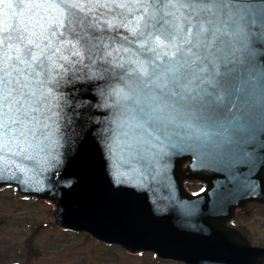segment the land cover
Here are the masks:
<instances>
[{"label": "snow or ice", "instance_id": "snow-or-ice-1", "mask_svg": "<svg viewBox=\"0 0 264 264\" xmlns=\"http://www.w3.org/2000/svg\"><path fill=\"white\" fill-rule=\"evenodd\" d=\"M242 35L264 40V0H0V178L55 161L81 89L119 98L120 164L222 147L251 103Z\"/></svg>", "mask_w": 264, "mask_h": 264}, {"label": "water", "instance_id": "water-1", "mask_svg": "<svg viewBox=\"0 0 264 264\" xmlns=\"http://www.w3.org/2000/svg\"><path fill=\"white\" fill-rule=\"evenodd\" d=\"M237 47L251 103L243 119L224 121L222 147L175 141L158 155L120 164L114 140L105 139L116 128L119 98L111 90L81 89L65 93L68 104L79 107L75 114L64 107L73 125L62 132L55 161L25 170L19 181L5 175L0 187L16 185L24 195L52 201L61 228L135 254L153 251L185 264H263L264 247L227 225L238 208L264 203V40L242 35ZM190 180L208 187L190 194Z\"/></svg>", "mask_w": 264, "mask_h": 264}, {"label": "rangeland", "instance_id": "rangeland-1", "mask_svg": "<svg viewBox=\"0 0 264 264\" xmlns=\"http://www.w3.org/2000/svg\"><path fill=\"white\" fill-rule=\"evenodd\" d=\"M187 186L193 193L205 188L196 181ZM54 209L52 203L22 196L16 187L0 188V264H181L159 260L152 252L131 254L87 233L62 230ZM237 213L231 224L253 244L264 246V205L252 203Z\"/></svg>", "mask_w": 264, "mask_h": 264}]
</instances>
